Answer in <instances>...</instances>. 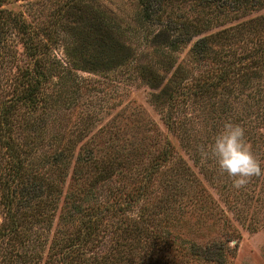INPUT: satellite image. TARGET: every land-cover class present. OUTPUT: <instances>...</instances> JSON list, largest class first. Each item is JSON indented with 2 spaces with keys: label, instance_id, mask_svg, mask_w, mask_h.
Returning <instances> with one entry per match:
<instances>
[{
  "label": "trees",
  "instance_id": "16d2710c",
  "mask_svg": "<svg viewBox=\"0 0 264 264\" xmlns=\"http://www.w3.org/2000/svg\"><path fill=\"white\" fill-rule=\"evenodd\" d=\"M10 1L0 0V264H231L226 241L179 237L201 183L169 141L134 136L128 106L104 119L117 103L103 83L145 82L197 158L209 122L214 136L229 120L263 128L264 0H135L130 12L42 0L36 20Z\"/></svg>",
  "mask_w": 264,
  "mask_h": 264
},
{
  "label": "rangeland",
  "instance_id": "374dc122",
  "mask_svg": "<svg viewBox=\"0 0 264 264\" xmlns=\"http://www.w3.org/2000/svg\"><path fill=\"white\" fill-rule=\"evenodd\" d=\"M41 1L18 0L10 1L6 5L13 9L24 10L27 18L36 20L42 17ZM100 1L115 12L127 9L130 12L135 3V0ZM184 51L181 55H184ZM79 73L83 76L98 78L100 81L103 79L86 71ZM109 79L113 81L108 82ZM123 79L121 75L117 78L115 74H109L108 78L104 79L103 84L109 87V93L113 96L108 105L113 100L117 103L107 109L104 119L128 106L125 113H129L130 109L136 113L130 116H138L140 119L137 125L134 124L131 128L134 136L141 137L144 142L155 143L156 146L169 141L179 159L181 158L189 166L193 175L201 183L202 195L197 194V199L192 196V201H188L186 211L179 219L182 223L185 222L179 237L198 243L221 239L234 248L231 264H264V175L252 177L241 189L234 188L232 179L219 169L210 153L207 155L202 153L197 158L193 156L190 148L187 149L182 145L178 132L166 125L161 111L150 101L151 88L145 82L134 78ZM236 109L241 110V108ZM209 123L203 125L201 134L203 138L198 144L206 148L211 146L215 138ZM245 134L264 170V127H254L251 132L245 131ZM201 146L198 148L200 149Z\"/></svg>",
  "mask_w": 264,
  "mask_h": 264
},
{
  "label": "clouds",
  "instance_id": "9594fccd",
  "mask_svg": "<svg viewBox=\"0 0 264 264\" xmlns=\"http://www.w3.org/2000/svg\"><path fill=\"white\" fill-rule=\"evenodd\" d=\"M199 150L205 155L211 154L219 169L232 179L236 189L245 187L252 177L264 175L260 160L239 123L226 121L211 146H201Z\"/></svg>",
  "mask_w": 264,
  "mask_h": 264
}]
</instances>
